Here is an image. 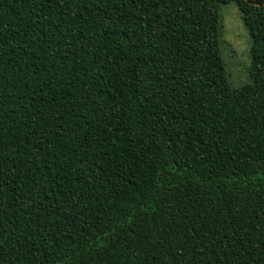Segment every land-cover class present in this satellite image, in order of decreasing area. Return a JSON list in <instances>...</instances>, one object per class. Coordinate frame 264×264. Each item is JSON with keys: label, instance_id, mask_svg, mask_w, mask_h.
Here are the masks:
<instances>
[{"label": "trees", "instance_id": "obj_1", "mask_svg": "<svg viewBox=\"0 0 264 264\" xmlns=\"http://www.w3.org/2000/svg\"><path fill=\"white\" fill-rule=\"evenodd\" d=\"M0 264H264V0H0Z\"/></svg>", "mask_w": 264, "mask_h": 264}, {"label": "rangeland", "instance_id": "obj_2", "mask_svg": "<svg viewBox=\"0 0 264 264\" xmlns=\"http://www.w3.org/2000/svg\"><path fill=\"white\" fill-rule=\"evenodd\" d=\"M221 55L231 86L237 89L252 82V37L235 3L222 5Z\"/></svg>", "mask_w": 264, "mask_h": 264}]
</instances>
